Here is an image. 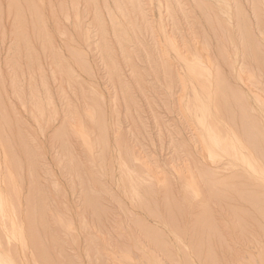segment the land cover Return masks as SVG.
Instances as JSON below:
<instances>
[{"label":"rangeland","instance_id":"rangeland-1","mask_svg":"<svg viewBox=\"0 0 264 264\" xmlns=\"http://www.w3.org/2000/svg\"><path fill=\"white\" fill-rule=\"evenodd\" d=\"M232 57L264 95V0H0V252L264 264L262 178L218 133L235 120L264 163L263 118L250 94L232 96ZM204 89L207 118L228 121L204 123L215 145L193 100Z\"/></svg>","mask_w":264,"mask_h":264},{"label":"bare ground","instance_id":"bare-ground-1","mask_svg":"<svg viewBox=\"0 0 264 264\" xmlns=\"http://www.w3.org/2000/svg\"><path fill=\"white\" fill-rule=\"evenodd\" d=\"M220 3V2H219ZM234 3V2H233ZM222 5V4H221ZM233 5V4H232ZM228 6V5H227ZM222 8H224V7H222ZM227 8V7H226ZM228 9V8H227ZM230 9V8H229ZM226 10V9H225ZM227 11V10H226ZM236 14V13H235ZM218 16V15H217ZM230 18V17H229ZM235 25V24H234ZM211 26V25H210ZM222 29V28H221ZM224 31V30H223ZM246 31V30H245ZM222 34V33H221ZM237 34V33H236ZM235 34V35H236ZM219 40V39H218ZM259 42V41H258ZM174 43V42H173ZM172 43V44H173ZM259 44V43H258ZM170 45H171V41H170ZM236 45V44H235ZM233 48V47H232ZM203 50V49H202ZM224 50V49H223ZM226 51V50H225ZM230 53H232L231 51H230ZM234 54V53H233ZM238 53L237 52H235V58L238 56L237 55ZM226 55V54H225ZM231 56V55H230ZM182 58V57H181ZM196 59L195 60H197V57H195ZM198 58H201V57H198ZM233 58V57H232ZM235 58H233V61H232V64H231V67L229 66V68H231L230 70H231V73L233 74L232 76L234 77V78H236V79H234L233 78V80L235 81H237V82H239V85H238V87H236L237 89H233L234 90V95L232 94V93H230V94H232V96H234V98L236 99L238 96V94H239V92L237 93V91H240V93H242L243 95H247V96H249V94L252 96V100H254V105H251V109L254 111V109L257 111V112H259L258 114L260 115V117L261 118H263V120L261 119V121H262V123H260V125L262 126V131H264V95L262 94L263 92H261L259 89H258V87L256 88V85H252V84H248V81H247V79H248V77H250L251 78V74L250 75H248V73L245 71V68H247V67H245L244 66V64H242V63H240V61H238L237 59H235ZM238 58V57H237ZM180 60V59H179ZM182 60V59H181ZM183 60H186V58H183ZM228 60V59H227ZM189 61V60H188ZM197 61H200L199 59L197 60ZM203 60H202V58H201V62H202ZM205 61H207V60H205ZM231 62V61H230ZM229 62V63H230ZM243 62V61H242ZM190 63V62H189ZM193 63V62H192ZM191 63V64H192ZM198 63V62H197ZM197 63H196V65H194V67L195 66H198V68L200 67V64H201V66H202V63H198V65H197ZM204 63V62H203ZM211 63H213V62H211ZM184 64H186V63H184ZM190 64V65H191ZM187 65V64H186ZM189 65V64H188ZM203 65H208V63L206 64H203ZM193 66H192V68H194ZM203 67V66H202ZM204 69H205V71H203L202 72V74H201V72H200V70H201V68L200 69H197V71L198 72H200V74L201 75H203V74H206L207 73V75L209 76V77H212L211 76V73L213 72L212 71V69H211V67L210 66H205V67H203ZM188 69V68H187ZM195 69H196V67H195ZM216 69V68H215ZM222 69V68H221ZM194 70V69H193ZM217 70V69H216ZM190 71H191V69H190ZM196 71V72H197ZM215 71V70H214ZM188 72V71H187ZM195 72V71H194ZM248 72H249V70H248ZM251 72V71H250ZM255 72V71H254ZM197 74V73H196ZM199 74V75H200ZM198 75V76H199ZM246 75V76H245ZM183 76V75H182ZM190 77V76H189ZM195 77V76H194ZM205 77H206V75H205ZM204 77V78H205ZM208 77V78H209ZM215 77V76H214ZM193 78V77H192ZM208 78H207V80H208ZM249 78V79H250ZM254 78V77H253ZM196 78H194V80H195ZM206 79V78H205ZM211 79V78H210ZM184 81V80H183ZM192 81V82H191ZM191 81H189L188 80V82H190V83H193V80H191ZM199 81V80H198ZM208 81H210V80H208ZM195 82V81H194ZM216 82V81H215ZM214 82V83H215ZM184 83V82H183ZM208 83H210V85L209 86H211L212 85V83H211V81L210 82H208ZM236 83V82H235ZM195 84V83H194ZM199 84V83H198ZM186 86H188L187 84H185ZM190 85V84H189ZM191 85H193V84H191ZM203 85H204V83H203ZM205 85H207V84H205ZM234 85H236L237 86V84H234ZM234 85H233V87H234ZM185 86V87H186ZM194 86V85H193ZM230 86V85H229ZM252 86V87H251ZM202 87V86H201ZM191 88H194V87H192L191 86ZM203 88H205V86L204 87H202V89ZM235 88V87H234ZM254 88H256V89H254ZM184 89V88H183ZM201 89V88H200ZM199 89V90H200ZM206 89H207V87H206ZM210 89V88H209ZM209 89H208V91L207 90H205L206 92H207V94H205V98H206V95H207V100L204 98V99H202V97H200L199 95H198V93H197V95L199 96V98H196V99H199V100H195L194 98H193V100H194V102L196 101H199L200 103H194L196 106L195 107H198V106H200L201 107V109H200V107H198L199 108V112H201V115H202V119H200V121H198V122H201V123H203V125H201V123H200V125H201V127L203 126V128L204 129H206V127L207 126H209V125H207V124H210L211 125V121H208V120H210V118H211V116H210V118H207V116L208 115H211L212 114V111H211V109H212V106H214V105H212V104H214L213 102H212V104L210 103V101L212 100V98H209L208 96H210V94H211V92L209 91ZM214 89V88H213ZM240 89V90H239ZM196 90V88H194V90H192L195 94H196V92L198 91V89H197V91H195ZM211 90H212V88H211ZM187 91V90H186ZM214 91V90H213ZM193 92H192V94H193ZM202 92L204 93V91L202 90ZM201 92V90H200V93H202ZM205 92V93H206ZM208 92H210V93H208ZM214 93V92H213ZM183 94H185V93H183ZM237 94V95H236ZM241 94V95H242ZM197 95H195L196 97H197ZM201 95V94H200ZM242 95V96H243ZM202 96L204 97V94H202ZM212 96V95H211ZM237 96V97H236ZM246 96V98H248V99H250L249 97H247ZM213 97V96H212ZM244 97V96H243ZM213 98H215V97H213ZM234 98H233V100H234ZM190 99V98H189ZM189 99H188V102H187V104L189 103ZM210 99V100H209ZM183 100V99H182ZM241 100V99H240ZM213 101V100H212ZM233 103V102H232ZM194 104H192V106H194ZM198 105V106H197ZM188 107V105H186V103H185V108H187ZM195 107H193L192 109H194ZM191 109V106L190 107H188V109ZM197 108V109H198ZM216 108V107H215ZM191 109V110H192ZM197 109H194V111H196ZM214 109V108H213ZM185 110H187V109H185ZM190 110V111H191ZM201 110V111H200ZM190 111H189V113H190ZM214 111H215V109H214ZM218 111V110H217ZM188 112V111H187ZM192 113H193V111H192ZM244 113V112H243ZM247 113V112H246ZM192 115V114H191ZM194 116V115H193ZM196 116V115H195ZM209 117V116H208ZM217 117H219V116H217ZM195 118V117H194ZM197 118V117H196ZM198 118H199V116H198ZM197 118V119H198ZM207 118V119H206ZM224 118V117H223ZM211 119H213L214 121H212V123L213 122H215V123H217V122H220L221 123V126H222V122H223V124H225V125H227V123H228V121L226 122V120L224 121V119L222 120H220V119H218V118H214V115H213V118H211ZM226 119V118H225ZM199 120V119H198ZM232 120V119H231ZM194 121H196L197 122V120H194ZM206 121H207V124H205L206 125V127H205V125H204V123H206ZM235 120H232L231 121V125H229L230 123H228V126L226 127V129H227V133H220V132H218L219 133V135H224L225 136V134H226V138H227V140H229V145L227 144L226 146H227V148L228 149H232L233 150V153L234 154H232V155H236V157L235 156H233V157H235L234 159V162L237 160V162L239 161V158H240V160H241V162H242V164H244L245 166L247 165L250 169L249 170H251V172L253 171V173L255 172V174H256V172L257 173H259V177H261L262 179L259 181V182H261V185L264 187V163H262V159L261 158H258V157H256L255 156V153H253L254 151H251V150H253V149H249V146H247V144H249V143H247V144H245L244 142H248V141H246V139H248V137L244 140V138H242V135H240V133H238V131L236 130V126L234 125V123H236V121L234 122ZM224 122H226V123H224ZM197 124H199V123H197ZM199 125V126H200ZM213 125V124H212ZM211 125V126H212ZM219 125V123L217 124V126ZM198 126V127H199ZM210 126V127H211ZM214 126V125H213ZM212 126V127H213ZM210 127H208L209 129H206V133H207V130L209 131V133L208 134H206V135H209V141H208V139L207 138H204L203 136V138L204 139H207V144L208 143H210L211 142V140H212V142L210 143V144H212V145H215V143L214 142H216L217 143V141H219L220 139H221V136H218V135H215V133H217V131H219V129L217 130V129H215L214 128V130H213V128H212V131L214 132V133H210L211 131V129H210ZM202 128V129H203ZM223 128V131L225 132V130H224V127H222ZM197 129V128H196ZM204 129H203V131H204ZM81 131V130H80ZM199 133H202V135H204L205 133H203L202 132V130H200L199 129ZM83 132V131H82ZM198 132V131H197ZM205 132V131H204ZM259 132V131H258ZM81 133V132H80ZM253 133V132H252ZM264 133V132H263ZM242 134V133H241ZM200 136V135H199ZM207 137V136H206ZM218 138H220L219 140H217ZM224 138V137H223ZM199 139H202L201 137H199ZM211 139V140H210ZM224 140H225V138H224ZM224 140L222 141V142H224ZM227 140H225V141H227ZM244 140V141H243ZM204 141V140H203ZM220 142V141H219ZM221 142V143H222ZM204 143V142H203ZM214 143V144H213ZM251 143V142H250ZM209 144V146L211 147L212 145H210ZM205 145V144H204ZM220 146H221V144H219ZM224 146V145H223ZM228 146H230V148L228 147ZM206 147V146H205ZM214 147V146H213ZM253 147V145L251 146L250 145V148H252ZM207 148V147H206ZM212 148V147H211ZM215 148V147H214ZM218 147L216 146V149H217ZM227 148H226V150H227ZM254 148V147H253ZM220 149V148H219ZM255 149V148H254ZM208 150V151H207ZM212 150H214V149H206V151H207V154H209L210 153V155H211V159L213 160V154H216V156L218 157L219 156V154H218V152H220V151H218V152H216V151H212ZM218 150V149H217ZM205 151V150H204ZM205 151V152H206ZM221 151L223 152V154H225V152L221 149ZM230 151V150H229ZM209 152V153H208ZM215 152V153H214ZM221 152V153H222ZM227 152H228V150H227ZM232 152V151H231ZM230 152V153H231ZM223 154H221V155H223ZM228 154V153H227ZM229 155H231V154H228V156ZM239 158H238V157ZM261 156V155H260ZM221 157V156H220ZM231 157V156H230ZM232 158V157H231ZM238 158V159H237ZM221 159H223V158H221ZM224 159H226V158H224ZM233 159V158H232ZM215 160V159H214ZM263 160H264V158H263ZM220 161V160H219ZM218 161V162H219ZM226 162H228V161H226ZM244 162V163H243ZM264 162V161H263ZM230 163V162H229ZM238 163H240V162H238ZM231 164V163H230ZM233 166V165H232ZM246 166V167H247ZM214 169V168H213ZM212 170V169H211ZM253 175V174H252ZM256 175H258V174H256ZM256 175H255V177H256ZM254 176V175H253ZM188 178V177H187ZM258 178V177H257ZM191 180V179H190ZM190 182V181H189ZM192 182V181H191ZM191 183H189V185H190ZM188 185V186H189ZM2 192V191H1ZM1 192H0V194H1ZM5 193V192H4ZM9 195V194H8ZM198 195V194H197ZM1 197H2V195H1ZM2 200H4V198L2 199ZM0 201H1V199H0ZM5 201V200H4ZM4 201H1L0 203H2V202H4ZM11 201V200H10ZM9 203V202H8ZM5 204V203H4ZM10 204H11V202H10ZM6 205H7V203H6ZM13 205V204H12ZM0 207H2V206H0ZM14 207V206H13ZM3 208V207H2ZM6 208H7V206H6ZM9 210V209H8ZM17 210V209H16ZM7 211V210H6ZM6 211L5 212H3V216H4V214L6 213ZM1 212V211H0ZM1 212V213H2ZM15 212V211H14ZM11 213V212H10ZM17 213V212H16ZM1 215V216H2ZM2 216V217H3ZM11 217V216H10ZM6 221H7V219H6ZM14 222V221H13ZM4 225V224H3ZM12 227V226H11ZM18 228V227H17ZM20 228V227H19ZM23 228V227H22ZM4 229H5V227H4ZM12 229V228H11ZM16 230V229H15ZM11 231V230H10ZM21 231V230H20ZM19 231V232H20ZM18 232V233H19ZM23 233V232H22ZM12 234V233H11ZM11 234H10V236H11ZM16 235V234H15ZM13 237V236H12ZM15 237V236H14ZM18 237V236H17ZM20 238H22V237H20ZM15 239V238H14ZM19 239V238H18ZM24 239V238H23ZM17 240V239H16ZM2 249V248H1ZM4 252H5V250H4ZM172 261V260H171ZM170 261V262H171ZM160 262V261H159ZM169 262V261H168ZM174 262V261H173ZM235 262V261H234ZM248 262V261H247ZM262 262V261H261ZM252 263V262H251ZM256 262H254V264H255ZM0 264H13V262L10 260V258H9V256L8 255H6L5 253H2V252H0ZM160 264V263H159ZM171 264H173V263H171ZM180 264V263H179Z\"/></svg>","mask_w":264,"mask_h":264}]
</instances>
